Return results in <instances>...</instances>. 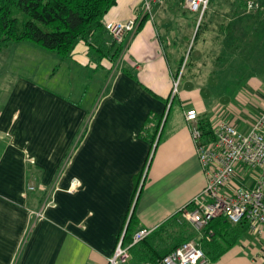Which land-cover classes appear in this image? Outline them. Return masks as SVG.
Listing matches in <instances>:
<instances>
[{"label":"crops","instance_id":"0c3cea01","mask_svg":"<svg viewBox=\"0 0 264 264\" xmlns=\"http://www.w3.org/2000/svg\"><path fill=\"white\" fill-rule=\"evenodd\" d=\"M143 1L117 0L103 23L140 15ZM216 7L209 9L219 15L213 34L201 38L209 44L190 46L173 113L172 103L166 112L171 79L184 59L178 39L188 33L180 32L189 12L183 0L155 5L153 19L144 14L117 57H110L116 48L105 30L89 36L92 46L78 41L63 60L27 42L0 52V264H107L132 213V233L159 226L147 238L156 251L184 241L202 248L207 238L225 248L209 264H264L258 255L264 241L246 224L225 229L214 220L222 235L210 238L209 224L199 233L174 218L206 185L185 111L195 109L212 128L224 121L245 132L264 110V14L239 2ZM229 26L241 28L228 33ZM240 29L248 37H234ZM25 53L33 59L23 60ZM244 57L251 59L245 66ZM244 72L250 76L237 84L235 75ZM163 113L151 149L140 131L150 115ZM245 168L236 166L227 190L264 178L244 176Z\"/></svg>","mask_w":264,"mask_h":264},{"label":"built area","instance_id":"2783aa9c","mask_svg":"<svg viewBox=\"0 0 264 264\" xmlns=\"http://www.w3.org/2000/svg\"><path fill=\"white\" fill-rule=\"evenodd\" d=\"M208 1L183 0L184 8L196 14L197 24L207 9ZM162 2L163 0H144L140 15L126 21H106L104 29L110 36V44L114 48L120 47L125 36L136 30L140 18L145 14L149 19H153V7ZM246 7L249 10L254 9L257 3L247 1ZM185 62L186 58L177 73L172 75L170 101L177 95ZM184 119L190 131L199 164L206 177V185L199 197L193 201V207L179 210L174 218L179 223L183 220L189 222L200 233L212 219L222 217L233 225L246 224L251 234L259 241H264V178L258 179L256 185L251 188L236 186L230 190L226 189V185L235 175L237 165L264 169V110L245 132L239 131L227 122H218L212 128L213 138L210 140L204 139L195 109H187ZM78 185L79 181L75 180L71 188L74 189ZM27 188L33 189L32 186ZM48 204H52V201ZM35 214L37 217L42 216L41 212ZM158 227L141 228L135 231L128 244L123 243V232L107 264H129L130 248L151 237ZM259 251L258 255L264 261V247ZM209 262L210 259L200 245L192 241H184L155 262L143 264H209Z\"/></svg>","mask_w":264,"mask_h":264},{"label":"trees","instance_id":"16d2710c","mask_svg":"<svg viewBox=\"0 0 264 264\" xmlns=\"http://www.w3.org/2000/svg\"><path fill=\"white\" fill-rule=\"evenodd\" d=\"M116 2L117 0H0V52L10 44L27 42L44 51L54 53L59 59H66L70 57L78 41L84 40L88 42L89 46H92V43L89 41V36H96L105 30L103 18ZM239 3L245 7L247 2L246 0H241ZM255 3H257V7L254 8V12L261 16L264 14V0H259ZM205 12L206 10L198 24L197 16L195 17L196 29L193 40H196L199 33L207 28L209 22L207 18H204L206 15ZM143 21L144 17L140 18L136 30L141 26ZM231 27L234 31H237V28H241L240 26ZM231 27H227L228 33L231 32ZM247 33L249 32H243L241 30V33H237L234 37H248ZM119 51L120 47L113 49L110 57H117ZM104 54L107 55V51ZM250 60V57H244L243 65L249 64ZM243 75L249 74L244 73ZM165 114L150 115L140 131V135L148 141L151 149ZM198 123L204 139H212L213 130L210 124L204 119L199 120ZM32 169V165L29 164L27 168L28 175H31L32 172L34 173ZM140 182L141 176L139 175L136 188ZM214 220H217L216 222L225 229L233 225L224 218L212 219L209 222V228L214 233L210 238L221 234L217 233L214 229ZM133 223L134 215L132 213L126 231L123 234L124 244L130 243L132 239L133 233L131 225ZM204 240L206 242L204 241L202 249L208 255L209 259L213 260L217 258V255L225 249L218 248V243L215 241L208 242L207 238ZM224 240L227 242V239ZM230 243L228 242L227 245L229 246ZM169 251H156L152 248L151 239H145L130 248V259L132 258L141 263L155 262Z\"/></svg>","mask_w":264,"mask_h":264},{"label":"rangeland","instance_id":"374dc122","mask_svg":"<svg viewBox=\"0 0 264 264\" xmlns=\"http://www.w3.org/2000/svg\"><path fill=\"white\" fill-rule=\"evenodd\" d=\"M240 1L241 0H209L208 1V4H207V9H206V12H205L206 15H205L204 18L205 19L206 18L208 19V17L210 16L211 23L209 22L208 25H207V28L204 31H202V32L199 33V36H198L197 40H193V45H196L198 47H201L203 44H205V45H208L209 44L208 42L203 43L202 40H201V38L202 37H208V39H209V37H211V35L213 34V31L212 30H214V28L212 26L213 25L212 23L214 22L215 19H218L219 18V15L218 14H214V13H212L210 11L213 7H216L220 3H236V2H240ZM247 1L256 2V1H259V0H246V2ZM216 11H219V10H216ZM183 17H185V18H183ZM183 17L180 20V23H182L185 27H183V29H181L180 32L188 31V33H185V36L182 35V37H180L178 39V44L180 46L178 51L179 52H182L184 54V59L185 58L187 59L188 51H190V46L192 45V37H193L194 31L196 29V24H195L196 23L195 22L196 14L195 13H192V12H186L185 13V16H183ZM186 24L187 25L189 24V26H186ZM208 28H209V30L212 29V28L213 29L210 30V31H208ZM36 49H38L39 51H41L43 53H48V52H45L44 50H41L40 48H36ZM22 59L23 60L26 59V60L31 61V59H33V57L31 55H29V54H26V55L23 56ZM11 61H10V63H11ZM14 64L15 63H13V65ZM17 66H19V64ZM22 67H23L24 70L28 69V67H24V65ZM22 67H20V69H22ZM17 69H18V67H17ZM243 74L241 73V74H239V76L235 75V77H237V79H238L237 80V84H238V82H243V80L245 79L246 76H250V74L249 75H243ZM196 76H197V78H198L199 81H202V80H204V76L205 75H203L202 73H198V75H196ZM44 79H43L42 76L39 78V80H44ZM184 79H185L184 77L182 79H180V83H179L180 85H179L178 89L181 87L182 82H183ZM234 83L236 84V81ZM234 83H233L234 86H230V88H228V94H231L232 95L233 93H235V88L237 89V86L238 85L237 84L235 85ZM92 84H95V83L93 82ZM170 100H171V98L168 101V105H167L166 112L169 109L170 104L172 103V110L171 111L173 113V111L176 109V105L178 103V92H177V96L174 98V101L172 102ZM152 154L153 153L151 152L150 153V156H152ZM252 172L264 174V170H262L261 168H257V167L256 168H249V167L247 168L246 167L245 168V173L246 174L244 176L251 177L252 176Z\"/></svg>","mask_w":264,"mask_h":264}]
</instances>
